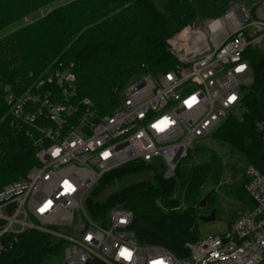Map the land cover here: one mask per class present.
Listing matches in <instances>:
<instances>
[{
    "label": "built area",
    "instance_id": "obj_1",
    "mask_svg": "<svg viewBox=\"0 0 264 264\" xmlns=\"http://www.w3.org/2000/svg\"><path fill=\"white\" fill-rule=\"evenodd\" d=\"M263 42L264 0L252 8L232 2L221 16L168 38L175 66L128 83L110 113L76 100L73 63L48 69L34 91L9 92L12 116L32 128L37 164L0 189V253L35 229L65 241L61 264H264V167L244 168L250 209L224 231L185 243L179 255L138 243L126 208L111 205L102 223L83 208L101 176L130 161H155L164 178L173 176L195 140L239 113L251 82L245 49ZM257 128L264 138V119Z\"/></svg>",
    "mask_w": 264,
    "mask_h": 264
},
{
    "label": "trees",
    "instance_id": "obj_2",
    "mask_svg": "<svg viewBox=\"0 0 264 264\" xmlns=\"http://www.w3.org/2000/svg\"><path fill=\"white\" fill-rule=\"evenodd\" d=\"M55 1L0 0V189L37 164L36 148L27 134L32 128L12 116L6 102L9 92L19 96L28 89L34 91L48 69L73 63L76 100L88 98L99 115L110 113L131 80L175 66L168 38L199 17L221 16L231 0H69L1 34ZM244 57L251 82L242 90L239 113L229 114L209 134L223 153L203 144L199 159L187 168L180 161L170 178L163 177L155 161H130L104 173L84 206L95 222L104 221L112 198L132 193L150 207L141 218L132 213L136 240L179 255L185 243L198 239L193 232L201 215L199 202L212 193L206 206L210 202L209 209L214 207V190L225 184L224 174L242 167L244 189L245 166L264 167V138L257 128L264 119V49L248 46ZM226 151L236 155L235 162L225 156ZM240 161L241 167L237 166ZM114 184L118 187L113 188ZM169 199L178 202L168 207ZM64 247L63 239L30 229L0 253V264H61Z\"/></svg>",
    "mask_w": 264,
    "mask_h": 264
},
{
    "label": "rangeland",
    "instance_id": "obj_3",
    "mask_svg": "<svg viewBox=\"0 0 264 264\" xmlns=\"http://www.w3.org/2000/svg\"><path fill=\"white\" fill-rule=\"evenodd\" d=\"M66 1H69V0H57L50 5L43 7L42 9H38V11L34 13L35 14L34 18L31 16L32 14L24 16L20 20V22L12 24L11 26L7 27L5 30H3L1 32V34L11 31L16 26H20L22 24H28V23L32 22L35 18L43 16V14H45L49 10H51V9H53V8L63 4V3H66ZM232 2H238L239 4L243 5L246 8H250V7L252 8L253 5L255 4L256 0H236V1L231 0L228 2L227 8H228V6H230V4ZM251 15L254 16L253 10L251 11ZM205 19H211V18L210 17H207V18H205V17L200 18L199 17V18L195 19L193 22H196L199 20H205ZM257 47L264 49V42L260 46H257ZM135 79H137V78H135ZM135 79H133V80H135ZM133 80H131V81H133ZM118 100H119V96H118ZM118 103H119V101H118ZM116 106L114 108H116ZM203 144H207L209 146H212V147L216 148L221 154L223 153V150H222L223 147L220 148L218 143L211 141V139L209 138V134H208L206 137L195 140L193 142V144H192L193 147L191 149H189V152H188L189 155L187 157H184L181 160V165L187 168V166L190 163L194 162L195 160H198L199 156H200V155H198L199 154L198 151H199L200 146ZM224 154H225V156L231 157L230 160L232 162L236 161V159H235L236 155H234V154L231 155L228 151L224 152ZM237 166L241 167L242 162L240 161ZM241 169H242V167L237 168L235 170V173L233 171L226 172V174H224V181H226L225 184L219 185L214 190L215 192H214V199H213V203H214L213 208L215 209V215H216L215 220L205 222V221H201L199 219V216L206 215L209 212L210 202L207 203V206H206V204L203 207L199 206V208H200L199 214H201V215L198 214L199 216L195 222L194 232H193L195 234L196 238H202L208 234H215V233H220V232L224 231L230 225V223L233 221L234 218L245 213L252 206V202L250 201L248 194L244 191V189H242V184H243L242 181H243L244 177L242 175ZM231 173L235 174L236 178H232ZM112 186H113V188L118 187V185H116V184H114ZM111 191L112 190L109 189L106 191V193L111 192ZM135 198L136 197L134 196V194L128 193L126 195L122 194V195L116 196V197L112 198L110 200V202L112 203L113 206L117 205L118 207L126 208V209L130 210L131 213L134 212V215H136L138 218H141L150 210V207L147 205H144L145 203L142 202L141 200H139L138 198H136V199ZM86 199H87V197L83 201V208H84V211L86 212V214L90 218H92L90 216V213L88 212V210H86L84 207L85 206L84 202L86 201ZM206 202H207V200H206ZM182 205L183 204H181V206ZM105 217H107V212H106ZM101 225L104 227L106 226V224H101ZM138 243H140V242L138 241Z\"/></svg>",
    "mask_w": 264,
    "mask_h": 264
},
{
    "label": "water",
    "instance_id": "obj_4",
    "mask_svg": "<svg viewBox=\"0 0 264 264\" xmlns=\"http://www.w3.org/2000/svg\"><path fill=\"white\" fill-rule=\"evenodd\" d=\"M211 194H212V193H209V194L205 195V196L200 200V202H199V206H201V207L205 206V204H206V200H207V198H208ZM177 202H178V201H177L176 199H169V200L167 201L166 205H167L168 207H173V206H175V205L177 204ZM215 218H216V215H215V209H214V208L211 209L210 212H209L208 214L199 216V219H200L201 221H205V222L213 221V220H215ZM80 228H82V225H80Z\"/></svg>",
    "mask_w": 264,
    "mask_h": 264
},
{
    "label": "bare ground",
    "instance_id": "obj_5",
    "mask_svg": "<svg viewBox=\"0 0 264 264\" xmlns=\"http://www.w3.org/2000/svg\"><path fill=\"white\" fill-rule=\"evenodd\" d=\"M218 23V21H216V22H214V24H217ZM11 115V114H10ZM245 174V173H244ZM249 202V201H248ZM85 203V202H84ZM18 238V237H17Z\"/></svg>",
    "mask_w": 264,
    "mask_h": 264
},
{
    "label": "snow or ice",
    "instance_id": "obj_6",
    "mask_svg": "<svg viewBox=\"0 0 264 264\" xmlns=\"http://www.w3.org/2000/svg\"><path fill=\"white\" fill-rule=\"evenodd\" d=\"M233 99H234V97H233ZM65 183H67V182H65ZM124 254H125V253H123V252L121 253V255H124Z\"/></svg>",
    "mask_w": 264,
    "mask_h": 264
}]
</instances>
